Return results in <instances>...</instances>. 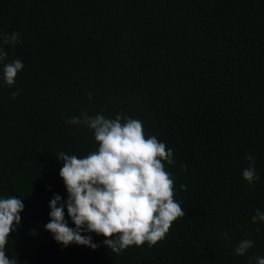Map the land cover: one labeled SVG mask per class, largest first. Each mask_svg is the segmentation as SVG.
<instances>
[{"label":"trees","instance_id":"trees-1","mask_svg":"<svg viewBox=\"0 0 264 264\" xmlns=\"http://www.w3.org/2000/svg\"><path fill=\"white\" fill-rule=\"evenodd\" d=\"M0 31L22 41L4 45L0 63V198L25 204L9 258L248 264L264 257V222H251L264 211V0H0ZM15 59L24 68L8 87L2 67ZM84 111L139 119L146 135L173 150L175 165L164 163L185 215L155 246L117 255L104 236L83 232L97 249L64 247L45 229L50 200L68 198L54 154L84 157L98 148L88 128L66 123ZM248 154L260 177L251 185L242 177ZM246 238L254 246L236 255Z\"/></svg>","mask_w":264,"mask_h":264},{"label":"clouds","instance_id":"clouds-1","mask_svg":"<svg viewBox=\"0 0 264 264\" xmlns=\"http://www.w3.org/2000/svg\"><path fill=\"white\" fill-rule=\"evenodd\" d=\"M20 33L0 31V63L7 60L4 45L21 43ZM24 64L20 59L3 63L2 79L8 86L16 83L18 72ZM15 99L19 90L10 93ZM93 96L88 93L89 100ZM69 125H83L94 136L98 148L84 157L60 151L56 157L63 162L59 175L63 179L68 198L60 194L50 200V221L45 229L64 247L70 244L97 249L91 235L105 237L103 244L119 255L130 246H155L165 239L172 224L185 215L181 204L175 199L174 177L166 170L175 165L173 150L167 148L155 135H146L143 122L118 112L115 118L103 114L80 116L66 120ZM250 162L242 170V177L251 185L260 179L255 168V158L248 154ZM186 170V165H181ZM182 190L185 185L180 186ZM67 214L75 227H69ZM25 209L22 198H0V264H18L16 257L6 254L10 234L21 223ZM251 222H264V211L256 210ZM260 229L257 228L258 232ZM35 235V230H30ZM251 233H249V236ZM224 239H231L227 232ZM254 246L250 238L242 239L235 247L236 255L244 256ZM264 264V257L252 256L248 264Z\"/></svg>","mask_w":264,"mask_h":264}]
</instances>
